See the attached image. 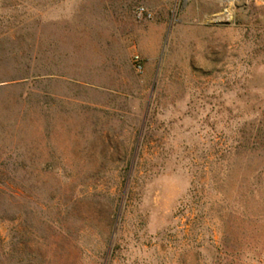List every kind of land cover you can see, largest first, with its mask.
<instances>
[{"label": "rangeland", "instance_id": "1", "mask_svg": "<svg viewBox=\"0 0 264 264\" xmlns=\"http://www.w3.org/2000/svg\"><path fill=\"white\" fill-rule=\"evenodd\" d=\"M0 264H264V0H0Z\"/></svg>", "mask_w": 264, "mask_h": 264}, {"label": "built area", "instance_id": "2", "mask_svg": "<svg viewBox=\"0 0 264 264\" xmlns=\"http://www.w3.org/2000/svg\"><path fill=\"white\" fill-rule=\"evenodd\" d=\"M138 13L140 15H144V14H146V11L144 10V8H139ZM148 16H150V15H148ZM132 63H133V68L137 73H141L143 71V63H142V60L140 59V57L138 55H135L133 57Z\"/></svg>", "mask_w": 264, "mask_h": 264}, {"label": "crops", "instance_id": "3", "mask_svg": "<svg viewBox=\"0 0 264 264\" xmlns=\"http://www.w3.org/2000/svg\"><path fill=\"white\" fill-rule=\"evenodd\" d=\"M74 1H78V2H80L81 0H74ZM39 42V40L37 41V43ZM46 41H45V39L42 37V39H41V43L43 44V48H44V44H46L45 43ZM36 49H38V48H36ZM42 55V57L44 56V54H41Z\"/></svg>", "mask_w": 264, "mask_h": 264}]
</instances>
